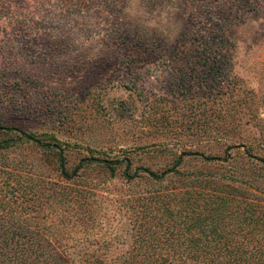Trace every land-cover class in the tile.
<instances>
[{"label": "rangeland", "instance_id": "374dc122", "mask_svg": "<svg viewBox=\"0 0 264 264\" xmlns=\"http://www.w3.org/2000/svg\"><path fill=\"white\" fill-rule=\"evenodd\" d=\"M205 18L189 0H0V140L14 143L0 150V228L114 258L134 235L126 202L145 192L237 187L264 203V10L233 25L223 69L198 49ZM17 130L57 139L69 178ZM91 157L129 159L130 175L183 159L164 183L93 162L71 175Z\"/></svg>", "mask_w": 264, "mask_h": 264}, {"label": "trees", "instance_id": "16d2710c", "mask_svg": "<svg viewBox=\"0 0 264 264\" xmlns=\"http://www.w3.org/2000/svg\"><path fill=\"white\" fill-rule=\"evenodd\" d=\"M189 5L201 9L208 21L209 37H201L198 49L207 56H216L220 69L229 66L224 58L234 52L233 25L264 10V0H189ZM194 17L190 14L189 20L193 21ZM16 132H19L18 138L40 149L56 150L60 175L70 176L57 139L49 136L46 140L35 133ZM13 144L11 139L0 140V150ZM192 155L205 161H218L196 153ZM245 155L250 157L248 151ZM182 159L179 157L172 168L160 174L136 168L130 175L129 159L105 161L91 157L82 159L71 175L76 176L84 163L93 162L104 165L110 177L115 176L118 166L125 165L123 177L128 182L143 173L153 182L164 183L169 176H179L177 168ZM128 201L134 214V235L120 256L108 258L110 250L106 244L92 250L83 249L81 255L76 253L80 259H74L48 233L30 227L0 228V264H264V203L245 190L176 188L148 191Z\"/></svg>", "mask_w": 264, "mask_h": 264}]
</instances>
